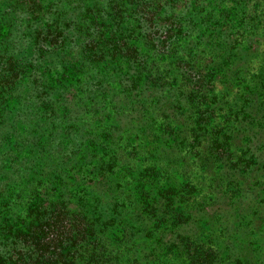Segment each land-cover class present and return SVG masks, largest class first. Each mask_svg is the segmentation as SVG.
<instances>
[{
	"label": "trees",
	"instance_id": "16d2710c",
	"mask_svg": "<svg viewBox=\"0 0 264 264\" xmlns=\"http://www.w3.org/2000/svg\"><path fill=\"white\" fill-rule=\"evenodd\" d=\"M13 9L0 7L6 26L16 17L33 29L34 51L55 54L70 75L60 94L65 103H107L116 81L131 104L114 109L115 125L113 114L98 113L95 139L70 128L68 117L48 128L56 142L50 152H60L48 162L68 165L70 188H56L59 176L44 179L41 171L47 193L38 191L40 179L23 176L29 169L21 173L27 157L13 131L0 139V264H123L135 226L151 244L148 263L228 264L214 242L200 237L194 214L208 203L193 191L211 186L213 171L241 162L231 163L226 126L235 118L216 84L224 82L218 75L232 51L249 53L255 34L264 37V0H26ZM10 34L0 40V126L26 71ZM92 69L94 89L84 76L91 78ZM40 80L33 82L37 90ZM56 111L71 112L51 107L48 119Z\"/></svg>",
	"mask_w": 264,
	"mask_h": 264
},
{
	"label": "rangeland",
	"instance_id": "374dc122",
	"mask_svg": "<svg viewBox=\"0 0 264 264\" xmlns=\"http://www.w3.org/2000/svg\"><path fill=\"white\" fill-rule=\"evenodd\" d=\"M20 1L26 0H0V7L8 12L14 6H20ZM15 15L17 16L16 13ZM0 20L4 21L1 18V10ZM16 22L17 18L14 17L10 25L6 26V22L2 23L0 40L5 39L7 30L11 33L9 37L11 50L26 67V71L22 75L19 96L11 103L8 102L7 124L0 126V139L13 131L16 137L14 140H18L16 145L20 148L21 155L27 157L23 162L25 166L22 167L21 173L29 169L30 171L23 176L32 177L33 182L40 179L38 191L43 190L47 193V184L38 175L41 171L45 175L44 179L54 175L59 176L55 182L56 188L59 186L70 188L74 185L75 179L72 170L63 174V168H67L68 165L53 167L55 163L48 162L51 154L56 155L57 159L60 155L59 151L50 152L55 150L56 142L54 133H49L48 128L61 125L60 123L65 122L68 117L70 128L95 139L98 113L103 116L113 114L114 120H110L109 125H115L114 109L115 111L127 109L131 100L121 98L122 90L115 81L107 103L101 102V105H97V101L91 102L81 98L69 104L65 103V99L63 101L60 94L63 87L66 89L68 85L66 80L70 75L63 69L60 58L55 54L45 55L34 51L31 38L33 29H28ZM254 40H257L254 42L256 48L252 47L249 53L242 49L230 53L231 58L227 61L223 73L218 75L224 82L221 86L216 84V90L223 93L219 97L225 102V107L228 105L231 108L230 114L235 118L226 126L231 134L228 152L231 163L240 160V166L236 165L231 170L219 169L218 173L213 171L214 179L208 182L211 186L207 183L197 185L198 187L195 185L193 191V193L198 191L199 194L202 191L205 195L202 204L208 203L203 211L199 210L194 214L202 227L200 237L214 242L220 249L222 257H226L222 262L228 264H264V37L261 38L255 34ZM109 70L110 79L112 75L110 66ZM90 73L91 78L86 77L87 72L84 73L86 85L94 89L91 81L94 80L95 69H92ZM39 78L41 80L37 90L33 82ZM74 78L75 76L70 78L72 83ZM76 78L78 80L77 76ZM44 93H49L48 97L41 98L40 96ZM159 94L163 92L157 95ZM51 107L53 111L55 108L62 110L66 107L71 112L61 116V113L57 114L56 111L55 118L51 120L47 117V111H50ZM144 114L145 118L151 117L147 109ZM121 117L125 115L120 116L118 121ZM11 123L16 126V130ZM155 126L154 124V128ZM136 128L135 126L134 131ZM18 147L8 150L6 157L13 158L14 151L18 150ZM1 155L4 156V151ZM140 158L139 155L138 164H140ZM43 160L45 164L42 163ZM0 161L4 159L0 158ZM242 163H245V167L241 166ZM48 167L50 171H47ZM58 170L59 173L56 174ZM64 175L66 177H63ZM70 179L73 183H69ZM132 231L134 232L132 238L123 245V264H155V262L148 263L145 258L146 253L151 249V244L142 237L143 230L135 226L132 227ZM197 235L199 236V227ZM238 260L242 262L239 263Z\"/></svg>",
	"mask_w": 264,
	"mask_h": 264
}]
</instances>
